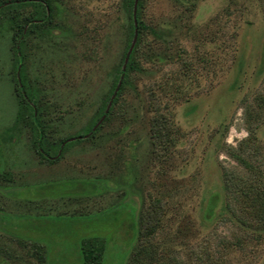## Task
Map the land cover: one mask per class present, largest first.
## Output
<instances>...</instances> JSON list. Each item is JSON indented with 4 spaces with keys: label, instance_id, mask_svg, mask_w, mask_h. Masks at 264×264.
Instances as JSON below:
<instances>
[{
    "label": "rangeland",
    "instance_id": "374dc122",
    "mask_svg": "<svg viewBox=\"0 0 264 264\" xmlns=\"http://www.w3.org/2000/svg\"><path fill=\"white\" fill-rule=\"evenodd\" d=\"M48 1L19 54L47 143L93 128L114 92L115 103L92 136L42 164L29 116L16 120L9 30L42 10L0 8V264H44L43 253L45 264H82L88 237L104 242L101 264H264V228L224 190L229 172L264 174V0H137L134 19L148 29L118 95L133 7ZM29 186L98 192L81 201L89 213L44 217L30 232L10 202Z\"/></svg>",
    "mask_w": 264,
    "mask_h": 264
},
{
    "label": "trees",
    "instance_id": "16d2710c",
    "mask_svg": "<svg viewBox=\"0 0 264 264\" xmlns=\"http://www.w3.org/2000/svg\"><path fill=\"white\" fill-rule=\"evenodd\" d=\"M22 5H34L39 7L42 10V16L24 18L22 22H18L15 19L11 20L9 23V30L11 31V38L13 41L14 47V70H15V82L18 91L17 95V122L22 121L27 115L30 118V122L35 131V137L33 139V148L39 158L42 160V164H53L60 158L62 149L69 143L80 141L85 137H90L93 135V128L86 130L83 134H78L71 136L66 139H62L59 142H53L51 144L47 143L44 134V128L40 124V121L37 118L38 110L35 107V102L32 99V95L26 90V86L23 82L20 66H21V57H20V48L22 40L25 38L27 33L31 30L34 20L44 21L50 16V2L48 0H2L0 1V8L5 7L9 8L12 6H22ZM133 5V0H122V6L128 8L131 14V9ZM148 28L136 19V35L142 31L147 30ZM133 36V21L130 22V31H129V41ZM138 43V39L136 44ZM136 44L132 51L136 48ZM123 62L121 63L119 69L116 73L115 84L120 80V76L123 78L126 76L128 70L136 69V64L132 59V52L129 54L128 61L125 65V70L122 71ZM121 85L117 91H120ZM115 99L108 98L104 109H106L107 104H110L105 112H102L101 116L106 120L108 114L111 111V106L114 105ZM159 133H156L158 136ZM242 163V161H241ZM250 171V170H249ZM226 179L224 180V190L226 194L234 201V203L240 205V210L246 216V218L252 219L258 225L264 228V174L258 173L256 176L249 172L246 176H241L233 172H229L225 175ZM9 180V178H8ZM7 180V182H8ZM213 197L210 199V204L205 210L206 218L212 215L213 208ZM225 207H228V204H225ZM99 210V209H98ZM73 214V213H72ZM30 242H32L30 240ZM35 246L38 248H43L41 244H37L36 241H33ZM104 242L98 237H88L80 241L79 251L81 255L82 264H101L102 254L104 252ZM43 263L45 264V256L41 257Z\"/></svg>",
    "mask_w": 264,
    "mask_h": 264
},
{
    "label": "crops",
    "instance_id": "0c3cea01",
    "mask_svg": "<svg viewBox=\"0 0 264 264\" xmlns=\"http://www.w3.org/2000/svg\"><path fill=\"white\" fill-rule=\"evenodd\" d=\"M43 183V182H41ZM41 183H37L34 185H39ZM32 185V186H34ZM25 187L21 191L15 190L12 193V196L15 198L10 200L14 206V212L16 215H22V217L27 218L32 221L31 224H27L23 226V230L32 231L33 227L35 226L39 228H43L44 223H38L39 219H43L44 217L48 216H76L81 215L83 213H89L84 211L81 208V201L83 199H88L89 195L96 194V190L93 189L92 192L88 193H79L78 189L76 191L77 195L66 197L63 195H55V194H47L43 191L34 190L33 192L30 191L31 187ZM24 192V195L22 193ZM85 206V204H84ZM87 207V206H85ZM102 210V209H99ZM97 211L96 209L92 210ZM73 213V214H72ZM33 240V239H32ZM36 241V240H35Z\"/></svg>",
    "mask_w": 264,
    "mask_h": 264
},
{
    "label": "water",
    "instance_id": "95a60500",
    "mask_svg": "<svg viewBox=\"0 0 264 264\" xmlns=\"http://www.w3.org/2000/svg\"><path fill=\"white\" fill-rule=\"evenodd\" d=\"M136 2H137V0H134L133 1V9H132V14H133V19H132V21H133V36H132V40H131V43L129 45V48L127 50V53H126V55L124 57V61H123L122 67H121V70L122 71H124V68H125V64L127 62V59L129 57L130 52L132 51V48L134 46L135 41H136V21L134 19V12H135V9H136ZM121 78H122V75L120 76V80H121ZM120 80L118 81V83L116 85L115 91L118 89V87L120 85ZM114 94H115V92L113 93V95L111 96L110 99L113 98ZM109 105L110 104H107L106 109H105V112L108 109ZM102 119H103V117H101V119L97 122V124L93 127V129L102 121Z\"/></svg>",
    "mask_w": 264,
    "mask_h": 264
}]
</instances>
